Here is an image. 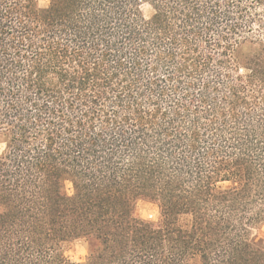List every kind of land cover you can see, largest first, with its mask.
<instances>
[{
    "label": "trees",
    "instance_id": "1",
    "mask_svg": "<svg viewBox=\"0 0 264 264\" xmlns=\"http://www.w3.org/2000/svg\"><path fill=\"white\" fill-rule=\"evenodd\" d=\"M0 139V264H264V0H0Z\"/></svg>",
    "mask_w": 264,
    "mask_h": 264
},
{
    "label": "rangeland",
    "instance_id": "2",
    "mask_svg": "<svg viewBox=\"0 0 264 264\" xmlns=\"http://www.w3.org/2000/svg\"><path fill=\"white\" fill-rule=\"evenodd\" d=\"M142 14L145 18H149L153 14V8L145 1H141L140 5ZM3 150V143L0 139V152ZM66 191L71 192L70 184H66ZM136 215L142 220L156 222L160 217L157 204L147 199H139L135 206ZM256 239L264 241V223L253 230ZM88 254V244L85 240H76L68 243L66 246V256L74 262H83Z\"/></svg>",
    "mask_w": 264,
    "mask_h": 264
},
{
    "label": "clouds",
    "instance_id": "3",
    "mask_svg": "<svg viewBox=\"0 0 264 264\" xmlns=\"http://www.w3.org/2000/svg\"><path fill=\"white\" fill-rule=\"evenodd\" d=\"M37 4L39 7L46 8L49 4V0H37Z\"/></svg>",
    "mask_w": 264,
    "mask_h": 264
}]
</instances>
